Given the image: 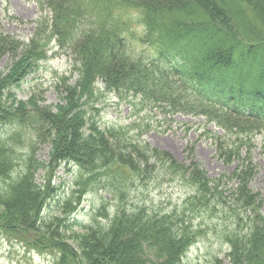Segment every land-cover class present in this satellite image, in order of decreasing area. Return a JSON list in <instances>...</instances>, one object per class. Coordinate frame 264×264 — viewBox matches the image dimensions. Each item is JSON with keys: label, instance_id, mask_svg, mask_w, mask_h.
<instances>
[{"label": "trees", "instance_id": "16d2710c", "mask_svg": "<svg viewBox=\"0 0 264 264\" xmlns=\"http://www.w3.org/2000/svg\"><path fill=\"white\" fill-rule=\"evenodd\" d=\"M38 4L43 13L29 37L0 28V63L9 62L0 64V208L6 217L0 232L53 251L55 264H184L189 248L209 231L230 249L204 264H264V191L252 185L255 137L264 130V0ZM130 7L142 12L144 30L135 39L155 48V58L134 47L133 32L124 33ZM52 41L79 63L74 83L62 77L64 103L57 110L39 85L26 101L15 91L39 69ZM98 80L130 105L133 122L101 125ZM155 110L214 122L224 131L208 130L216 156L233 170L211 177L193 148L180 161L150 146L140 116ZM44 141L51 144L47 162L35 154ZM65 163L83 172L77 190L52 184ZM161 180L189 187L184 200L157 205L148 189ZM100 187L113 202L102 200L92 223L78 224L85 233L71 235V224L80 222L71 221L77 205Z\"/></svg>", "mask_w": 264, "mask_h": 264}, {"label": "rangeland", "instance_id": "374dc122", "mask_svg": "<svg viewBox=\"0 0 264 264\" xmlns=\"http://www.w3.org/2000/svg\"><path fill=\"white\" fill-rule=\"evenodd\" d=\"M130 11L131 16L138 15L132 9ZM39 13L40 11L36 0H0V27L15 35L29 37L33 32L32 20H35ZM126 17L128 18L130 16ZM18 19L27 20L28 22L24 21L25 23L22 24ZM133 20L135 21L136 19L133 18ZM132 25L136 28V32H141V25L136 23ZM126 33L128 34L127 31ZM0 64L1 68H7L9 64L8 59L3 58ZM63 75L70 77L68 83H74L77 80L76 62L70 53L60 50V48H55V51L50 53L49 58L42 61L39 69L35 71L34 76L30 77L19 89L15 90L16 97L18 100L26 101L33 85L38 83L40 88L44 89L46 104L54 106V110H57L55 106L64 103V93L61 90L64 87L59 89L56 86L60 76ZM60 83L61 86L63 82L61 81ZM99 89L96 88V91ZM103 93L102 98L97 102V106L101 109L99 121L103 126H110L117 123L127 124L134 119V117L130 118L131 107L126 102H121L117 98L116 93H113V91H103ZM151 113L155 115L150 120ZM141 115L146 119L147 123L150 121L152 126V129L145 133L144 139L154 148L168 150L177 160L185 161V145L192 139H195V133L192 130L190 133L184 134L179 120L191 121V125H194V121L198 120L176 116L175 121H172L165 119L163 115L154 111L148 113L143 112ZM7 128L11 129L10 126H7ZM2 132L3 128L0 129V136ZM50 152L51 144L44 141L37 148L35 154L40 161L47 162L50 158ZM196 154L197 159L203 163L212 176H216L229 168L225 167L222 161L215 158L214 149L209 145L208 140H202L197 144ZM259 162L263 168L260 173L262 176L264 174V157L260 158ZM76 167L70 163H65L57 168L52 182L57 187V190L58 188L66 192L77 190L78 186L76 182L83 172L78 169L80 167ZM43 172L40 168L38 172V180L40 183L42 178L44 179ZM260 184L261 182L257 179L254 186L256 187ZM96 190H90L84 196L82 202L77 205L78 209L71 219L72 222L74 219H77L82 225L90 224L96 215L94 208L97 209L101 206L102 200H105L108 204L113 202L114 198L110 195L109 191H105L101 187ZM148 191L150 197L155 200L157 205L165 207L171 203H177L180 200L182 202L187 189L173 181L161 180L158 184H150ZM55 204L58 203L56 202ZM110 208L113 209L112 206ZM47 209L56 213L59 211V207L56 205L50 206L48 204ZM1 216L4 219L6 218L2 208H0V221ZM71 229L69 232L71 235L73 233L75 235L85 233L84 228L78 224H71ZM28 241L31 242V240ZM28 241L17 237V235L0 232V264H55L56 254L53 251L36 247ZM66 242L72 246H77V242H74L71 238H68ZM227 247L228 245L225 240L208 231L205 233V237H201L196 244L189 248L187 257L184 259V264H204L210 259V255L212 256V254L223 255Z\"/></svg>", "mask_w": 264, "mask_h": 264}]
</instances>
